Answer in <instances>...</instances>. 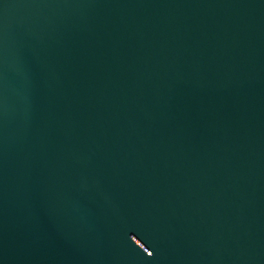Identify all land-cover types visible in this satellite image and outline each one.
<instances>
[{
  "label": "water",
  "instance_id": "1",
  "mask_svg": "<svg viewBox=\"0 0 264 264\" xmlns=\"http://www.w3.org/2000/svg\"><path fill=\"white\" fill-rule=\"evenodd\" d=\"M0 264H264V0H0Z\"/></svg>",
  "mask_w": 264,
  "mask_h": 264
}]
</instances>
